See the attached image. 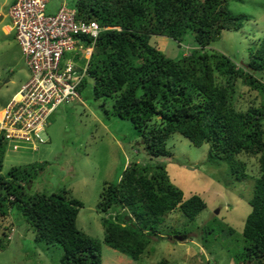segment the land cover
<instances>
[{"label": "trees", "instance_id": "trees-1", "mask_svg": "<svg viewBox=\"0 0 264 264\" xmlns=\"http://www.w3.org/2000/svg\"><path fill=\"white\" fill-rule=\"evenodd\" d=\"M75 8L78 19L109 27L95 40L79 93L82 97L91 79L93 99H112L113 113L140 132L150 160L171 155L167 139L173 133L195 146L207 143V160H224L241 176L245 164L237 156L259 155L260 174L254 179L238 255L240 264H264V104L243 111L232 104L238 80L264 91L255 76L264 68V33L249 47V60L236 63L224 52L203 50L223 31L239 30L250 18L234 13L227 0H77ZM188 30L199 49L180 58L166 56L150 42L154 35L182 42ZM153 116H160L159 121L152 123ZM5 151L0 136V171ZM43 164L0 172V216L20 214L34 240L58 243L63 249L59 264H103L101 243L76 225L83 203L66 190L47 194L29 188ZM205 206L199 194L184 196L165 165L132 161L116 181L103 184L98 211H113L102 220L103 240L138 260L150 238L160 236L158 227L168 212L179 210L192 220ZM227 231L234 233L231 227ZM5 237L0 235V249L7 244ZM155 264L174 263L162 258Z\"/></svg>", "mask_w": 264, "mask_h": 264}, {"label": "rangeland", "instance_id": "rangeland-1", "mask_svg": "<svg viewBox=\"0 0 264 264\" xmlns=\"http://www.w3.org/2000/svg\"><path fill=\"white\" fill-rule=\"evenodd\" d=\"M61 1L50 0L49 8L54 10ZM227 4L234 13H246L250 18L239 30L223 31L203 50L224 52L236 63L247 62L249 47L257 45L264 33V0H227ZM6 12L7 8L0 7V110L29 76L13 32L5 29L10 23ZM150 42L170 58L199 49L190 30L182 42L158 35L152 36ZM255 76L264 84V68ZM91 90L89 79L81 101L73 100L55 109L40 134L45 142L39 143L36 151L7 148L0 172L5 175L12 166L43 162V169L29 188L47 194L66 190L68 196L83 203L76 225L101 243L103 264H155L162 258L174 264H240L241 232L252 208L249 200L254 179L260 174L259 155L237 156L245 164V176H241L231 172L224 160H207V143L195 146L188 138L173 133L167 139L171 155L150 160L142 149L140 132L130 120L113 113L111 98L94 100ZM232 104L239 111L261 106L264 91L238 80ZM159 117L153 116L152 123ZM132 161L165 165L170 180L185 197L199 194L206 203L192 220L179 210L168 212L158 227L160 236L150 238L138 260L104 242L102 220L113 211H98L104 182L116 181ZM230 227L234 233H227ZM205 229L208 232L204 233ZM4 233L7 244L0 249V264H59L62 247L34 240L32 227L20 214L0 216V235Z\"/></svg>", "mask_w": 264, "mask_h": 264}, {"label": "built area", "instance_id": "built-area-1", "mask_svg": "<svg viewBox=\"0 0 264 264\" xmlns=\"http://www.w3.org/2000/svg\"><path fill=\"white\" fill-rule=\"evenodd\" d=\"M76 1L62 0L52 10L50 0H13L7 9L10 32L29 73L0 110V135L12 151H36L55 109L81 100L78 84L86 75L96 38L107 27L78 19Z\"/></svg>", "mask_w": 264, "mask_h": 264}, {"label": "crops", "instance_id": "crops-1", "mask_svg": "<svg viewBox=\"0 0 264 264\" xmlns=\"http://www.w3.org/2000/svg\"><path fill=\"white\" fill-rule=\"evenodd\" d=\"M13 2V0H1L0 2V7H5V8H8L9 5ZM73 3V0L71 1ZM8 4V5H7ZM5 29L8 33H11L10 31V23H7L5 25Z\"/></svg>", "mask_w": 264, "mask_h": 264}, {"label": "clouds", "instance_id": "clouds-1", "mask_svg": "<svg viewBox=\"0 0 264 264\" xmlns=\"http://www.w3.org/2000/svg\"><path fill=\"white\" fill-rule=\"evenodd\" d=\"M10 5H11V4H10ZM10 5H9V6H10ZM7 9H8V8H7ZM6 15H7V12H6ZM98 24H99V23H98ZM100 26H101V25H100ZM104 26H106V25H104ZM106 27H107L106 29L109 28L108 26H106ZM106 29H102V30H106ZM102 30H101V31H102ZM101 31H100V32H101ZM15 93H16V92H15ZM81 98H82V97H81ZM80 101H81V100H80ZM7 103H8V102H7ZM7 103H6V104H7ZM4 107H5V106H4ZM0 136H2V135H0ZM3 139H4V138H3ZM4 141H5V140H4ZM5 142H6V141H5ZM6 149H7V145H6Z\"/></svg>", "mask_w": 264, "mask_h": 264}, {"label": "water", "instance_id": "water-1", "mask_svg": "<svg viewBox=\"0 0 264 264\" xmlns=\"http://www.w3.org/2000/svg\"><path fill=\"white\" fill-rule=\"evenodd\" d=\"M216 212H217V210H216ZM177 238H179V239H181L183 236H176Z\"/></svg>", "mask_w": 264, "mask_h": 264}]
</instances>
